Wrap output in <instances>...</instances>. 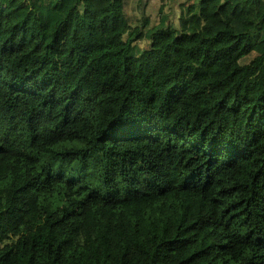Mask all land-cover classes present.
Returning a JSON list of instances; mask_svg holds the SVG:
<instances>
[{"label":"trees","instance_id":"1","mask_svg":"<svg viewBox=\"0 0 264 264\" xmlns=\"http://www.w3.org/2000/svg\"><path fill=\"white\" fill-rule=\"evenodd\" d=\"M71 2L0 0V264H264V0Z\"/></svg>","mask_w":264,"mask_h":264},{"label":"rangeland","instance_id":"2","mask_svg":"<svg viewBox=\"0 0 264 264\" xmlns=\"http://www.w3.org/2000/svg\"><path fill=\"white\" fill-rule=\"evenodd\" d=\"M65 1H67L69 4L72 3L71 0H65ZM145 1H149L145 9V13L146 15L149 16L151 23H155L157 21V15H158L159 9L161 5L163 4L165 7V10L167 11L169 15L170 21L177 24L178 18L181 14L180 4L181 2H183V0H175V1L161 0L159 2L157 0H153V2H151V0H145ZM136 16L140 17V14H137Z\"/></svg>","mask_w":264,"mask_h":264},{"label":"crops","instance_id":"3","mask_svg":"<svg viewBox=\"0 0 264 264\" xmlns=\"http://www.w3.org/2000/svg\"><path fill=\"white\" fill-rule=\"evenodd\" d=\"M157 1L159 2V1H161V0H157ZM148 2H149V1H148ZM151 2H153V0H151ZM158 2H156V3H158ZM159 4H160V3H159Z\"/></svg>","mask_w":264,"mask_h":264}]
</instances>
